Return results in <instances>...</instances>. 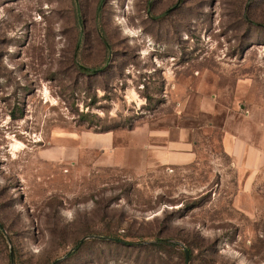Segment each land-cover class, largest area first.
<instances>
[{
    "label": "rangeland",
    "instance_id": "374dc122",
    "mask_svg": "<svg viewBox=\"0 0 264 264\" xmlns=\"http://www.w3.org/2000/svg\"><path fill=\"white\" fill-rule=\"evenodd\" d=\"M226 131L264 155V0H0V264H264Z\"/></svg>",
    "mask_w": 264,
    "mask_h": 264
},
{
    "label": "crops",
    "instance_id": "0c3cea01",
    "mask_svg": "<svg viewBox=\"0 0 264 264\" xmlns=\"http://www.w3.org/2000/svg\"><path fill=\"white\" fill-rule=\"evenodd\" d=\"M223 147L233 161L240 165L253 167L260 160H264V155H254L255 148L247 145L244 141L236 139L227 131L223 135ZM247 150L253 155H245ZM155 157L162 164L177 165L192 161L195 158V153L193 152L192 145L187 142L185 137L179 136V141L177 142L167 140L164 141L163 145L157 146Z\"/></svg>",
    "mask_w": 264,
    "mask_h": 264
},
{
    "label": "water",
    "instance_id": "95a60500",
    "mask_svg": "<svg viewBox=\"0 0 264 264\" xmlns=\"http://www.w3.org/2000/svg\"><path fill=\"white\" fill-rule=\"evenodd\" d=\"M10 257L12 258V252L10 251ZM185 261H188V256H187V250H185ZM58 262V260H55L54 262H52L51 264H56Z\"/></svg>",
    "mask_w": 264,
    "mask_h": 264
}]
</instances>
